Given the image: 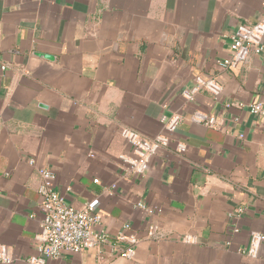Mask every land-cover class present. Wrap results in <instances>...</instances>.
I'll return each instance as SVG.
<instances>
[{
    "label": "crops",
    "instance_id": "0c3cea01",
    "mask_svg": "<svg viewBox=\"0 0 264 264\" xmlns=\"http://www.w3.org/2000/svg\"><path fill=\"white\" fill-rule=\"evenodd\" d=\"M263 12L264 0H0V251L9 264L35 252L36 167L55 173L66 204L97 200L109 236L47 264H264V242L255 259L240 252L251 232L264 235V115L248 110L264 107V59L250 52L238 68L219 65L237 27ZM196 76L216 78L222 94L194 91ZM196 111L219 126L192 123ZM173 114L183 120L144 174L125 173L121 130L153 139ZM119 234L136 237L132 260L120 256ZM187 234L196 242L183 243Z\"/></svg>",
    "mask_w": 264,
    "mask_h": 264
},
{
    "label": "built area",
    "instance_id": "2783aa9c",
    "mask_svg": "<svg viewBox=\"0 0 264 264\" xmlns=\"http://www.w3.org/2000/svg\"><path fill=\"white\" fill-rule=\"evenodd\" d=\"M264 12L262 17L252 25H239L231 36V55L228 59L219 63L223 69H235L247 60L249 53L261 56L264 59ZM1 71L5 66L0 67ZM194 91H202L211 97L217 98L223 92V87L216 78H203L196 76L193 79ZM184 97L191 99L189 92H184ZM227 106V105H226ZM248 110L255 116L264 115L262 103H251ZM183 117L173 114L162 118L163 132L153 139H147L135 131L122 129L121 137L129 145V152L120 157L125 173L142 175L147 169L152 157L165 145L164 134L171 133L182 122ZM192 123L200 124L208 128H217L219 124L215 118L203 112L196 111L190 115ZM241 138V136H240ZM28 164L35 167V160L29 159ZM39 176L38 194L41 202L37 208L39 214L38 229L34 235L35 252L27 259V264H47L50 261L59 260L63 254H79L88 249L98 248L108 243L109 236L102 229V214L98 210V201H90L81 209L65 203L64 196L56 190V175L45 167H36ZM95 183L98 181L95 180ZM137 208L150 212L143 204H137ZM243 212L242 208L228 213L229 219L238 218ZM30 218H34L33 215ZM150 234L155 235V229H150ZM232 234H238L237 225L232 226ZM118 239L127 243L120 256L127 260L135 257L136 237L134 235L119 234ZM183 243H195L196 237L185 235ZM264 242V235L259 232H251L250 242L245 251L240 252L255 259ZM98 260H103V255H98ZM10 258L4 249L0 251V263L9 264Z\"/></svg>",
    "mask_w": 264,
    "mask_h": 264
},
{
    "label": "water",
    "instance_id": "95a60500",
    "mask_svg": "<svg viewBox=\"0 0 264 264\" xmlns=\"http://www.w3.org/2000/svg\"><path fill=\"white\" fill-rule=\"evenodd\" d=\"M205 78H211V77L208 76V77H205Z\"/></svg>",
    "mask_w": 264,
    "mask_h": 264
}]
</instances>
